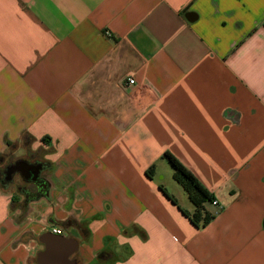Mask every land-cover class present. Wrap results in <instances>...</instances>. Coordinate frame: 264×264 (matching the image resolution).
<instances>
[{"label": "crops", "instance_id": "obj_1", "mask_svg": "<svg viewBox=\"0 0 264 264\" xmlns=\"http://www.w3.org/2000/svg\"><path fill=\"white\" fill-rule=\"evenodd\" d=\"M0 264H264V0H0Z\"/></svg>", "mask_w": 264, "mask_h": 264}, {"label": "trees", "instance_id": "obj_2", "mask_svg": "<svg viewBox=\"0 0 264 264\" xmlns=\"http://www.w3.org/2000/svg\"><path fill=\"white\" fill-rule=\"evenodd\" d=\"M163 157L173 168L174 179L179 185H181L188 195L191 203L194 205L193 212L189 213L184 210L182 212L195 226H207L215 218L213 211L210 209L211 203L215 199L213 194H211L199 182L195 175L190 170H188L173 154L166 152L164 153ZM151 170H153V167L147 172L148 176L150 177L152 176ZM161 190L165 192L162 187ZM26 195H28L27 192ZM168 197L170 200H172V202L176 203L175 199L170 196Z\"/></svg>", "mask_w": 264, "mask_h": 264}, {"label": "flooded vegetation", "instance_id": "obj_3", "mask_svg": "<svg viewBox=\"0 0 264 264\" xmlns=\"http://www.w3.org/2000/svg\"><path fill=\"white\" fill-rule=\"evenodd\" d=\"M31 161L30 163L28 164H31V165H34V166H38L40 165L38 163V161L36 160H29ZM16 164H13V165H10L8 166L6 169L3 170L2 172V177H1V180L2 182L5 184V185H8V183H10V180H11V183H12V179L14 178L15 175H20L22 177V180H27L29 183L33 184V185H36L37 187H40V186H44L46 185V177L45 175L47 174L46 172L48 171L47 167L44 166V165H40L41 166V170H40V173L37 177V179L35 180L34 179V175L31 174L30 177L26 178V177H23V175L21 174V172H14L12 175H11V179L9 180V177H10V169L13 168ZM34 170L31 171V173H33ZM23 190L22 186L20 187V190ZM37 192H31L29 190H27V194L30 196H33L35 195Z\"/></svg>", "mask_w": 264, "mask_h": 264}, {"label": "water", "instance_id": "obj_4", "mask_svg": "<svg viewBox=\"0 0 264 264\" xmlns=\"http://www.w3.org/2000/svg\"><path fill=\"white\" fill-rule=\"evenodd\" d=\"M32 170H34L33 173H31ZM40 170H41V166L40 165L34 166V165L28 164L26 162L20 161V162H17L16 165L9 170L10 171L9 180L11 179V175L14 172H21L23 177H26V178L30 177V175L33 174L34 175V179L36 180L38 175H39V173H40Z\"/></svg>", "mask_w": 264, "mask_h": 264}, {"label": "built area", "instance_id": "obj_5", "mask_svg": "<svg viewBox=\"0 0 264 264\" xmlns=\"http://www.w3.org/2000/svg\"><path fill=\"white\" fill-rule=\"evenodd\" d=\"M128 84H129V86H135V85H136V80H135V78L130 77V78L128 79ZM211 206H213V207L215 208V210L213 211L215 217H216L217 215H219L220 212L223 210V206H222V205L220 204V202H219L218 200H216V199H214V200L212 201ZM53 232H54L55 234H62V230H61V229H58V228H55V229L53 230Z\"/></svg>", "mask_w": 264, "mask_h": 264}, {"label": "rangeland", "instance_id": "obj_6", "mask_svg": "<svg viewBox=\"0 0 264 264\" xmlns=\"http://www.w3.org/2000/svg\"><path fill=\"white\" fill-rule=\"evenodd\" d=\"M161 172L167 180H171L172 182H175L171 179V175L174 174V170L168 162H167V165L165 168H161ZM175 184H176L175 186L179 187V185L177 183H175ZM169 187H172V185H169ZM179 188H181V187H179ZM170 190L172 191V188H170Z\"/></svg>", "mask_w": 264, "mask_h": 264}]
</instances>
